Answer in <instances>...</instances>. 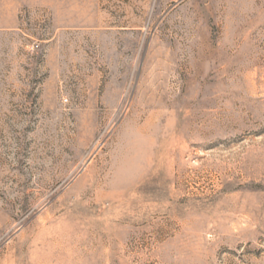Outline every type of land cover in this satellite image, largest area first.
Returning a JSON list of instances; mask_svg holds the SVG:
<instances>
[{"label":"rangeland","instance_id":"1","mask_svg":"<svg viewBox=\"0 0 264 264\" xmlns=\"http://www.w3.org/2000/svg\"><path fill=\"white\" fill-rule=\"evenodd\" d=\"M0 264H264V0H0Z\"/></svg>","mask_w":264,"mask_h":264},{"label":"bare ground","instance_id":"2","mask_svg":"<svg viewBox=\"0 0 264 264\" xmlns=\"http://www.w3.org/2000/svg\"><path fill=\"white\" fill-rule=\"evenodd\" d=\"M142 128V127H141ZM134 153H129V152H125L124 153V160H123V164H121L118 168V171H117V177L115 178V180L113 181V184H118L120 183L122 180H123V176L121 177V171H122V168L128 163V161H130L129 159H131L133 157Z\"/></svg>","mask_w":264,"mask_h":264}]
</instances>
